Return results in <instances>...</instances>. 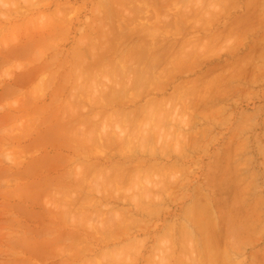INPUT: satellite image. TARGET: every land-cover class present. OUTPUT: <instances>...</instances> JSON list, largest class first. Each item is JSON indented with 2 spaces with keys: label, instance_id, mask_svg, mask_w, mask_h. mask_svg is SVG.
<instances>
[{
  "label": "rangeland",
  "instance_id": "rangeland-1",
  "mask_svg": "<svg viewBox=\"0 0 264 264\" xmlns=\"http://www.w3.org/2000/svg\"><path fill=\"white\" fill-rule=\"evenodd\" d=\"M5 1H7V4L6 2L0 4V264H264V0H260L262 3L259 0H165L164 3L162 0V3L164 5H161V0H157V3L156 0H147V3H144L146 2V0H33L34 3L32 2V0H30V2L32 3H27V0ZM40 1H44L46 3H40ZM148 1H150V3L152 2L155 7L151 4V6L149 5L151 8L150 9L148 6ZM14 2L18 3V5ZM102 2H104L103 4L106 3L107 6L103 5ZM130 2L133 3L131 4ZM186 2L187 6L189 5L188 7L190 8L184 7ZM10 3H12L14 6ZM21 3H23L24 5ZM47 3L49 5H47ZM124 3L126 4V6L124 5ZM127 3L129 4L127 5ZM247 3L248 7L246 6ZM19 4L22 7L19 6ZM96 4H98V6ZM99 4L102 5L100 6ZM118 4L120 7H118ZM259 4H262L261 7H259ZM11 5L13 7H11ZM131 5H133L132 8ZM179 5L183 6H180L179 9ZM253 5H255V7ZM18 6L19 10H16L18 9ZM113 6L115 10H113ZM128 6H130V8ZM172 6L173 8H171ZM27 7L29 8V12L28 10H26ZM124 7H127L130 10L127 8L125 9ZM134 7L138 11L140 9L145 10L142 14V10L141 12H138ZM122 8H124V10ZM133 8L138 13L135 12ZM166 8L168 9L166 10ZM152 10L156 15H158V17L154 13H152ZM163 10H165V12ZM168 10L171 12H169ZM9 11L10 13H8ZM57 11L59 12L57 13ZM188 11H193V13H189ZM161 12H163L164 14L162 15ZM18 13H21L22 15ZM145 13L147 16L144 17ZM160 13L161 15H159ZM173 13H175L174 16ZM179 13L182 15H180ZM139 15L141 16V19ZM170 16L173 20H171ZM182 16L185 18V20L184 18H181ZM151 17H154V19ZM174 17H176V19ZM188 17H190L191 19ZM193 17L195 19H193ZM155 18H157L158 20H155ZM106 21L109 23H107ZM115 21L116 23L114 24ZM165 21L167 22V25ZM172 21H175L176 24ZM132 22H134L133 26ZM89 23L94 24H91V26H89ZM127 23H129V25ZM171 23H173V26H171ZM137 24H139L140 27H138L139 25ZM174 24L176 25V28ZM100 26L102 27V31L100 30ZM144 26L146 27V29ZM143 29L145 31H143ZM153 29L157 30L156 33ZM174 30H178L179 32L177 31L176 33ZM134 32H136V34H134ZM116 33L118 34V36L114 35ZM158 33L160 35H158ZM119 34L121 36H119ZM131 35L133 36L132 39H130ZM213 36L217 39H214ZM81 38L82 40H79ZM138 38L140 39V41ZM85 39L86 41H83ZM116 39H119V41H117ZM190 39L192 42H190ZM111 40H113L114 43H112L113 41ZM146 40H148V42ZM155 41L156 43H154ZM29 42H32V44ZM193 42H197V45H195L196 43ZM201 42L206 46L204 47ZM190 43L193 45V48L188 49L192 46ZM209 44L212 46H210ZM182 45L186 46H184V50L186 49L185 53H187V55L184 53ZM198 45L200 47H198ZM172 47L174 48L172 49ZM206 47L210 48L209 50H212L209 51ZM31 48L33 51L31 50ZM115 48L119 51L115 50ZM187 49L188 52L189 50H191V53H188ZM194 49L195 51L197 49V52H194ZM74 50H77V53ZM79 50L83 52L79 53ZM136 50L137 52H134ZM142 50H144L145 52ZM174 50L176 51V56L174 55ZM131 51L133 52V54ZM141 51L143 52V55L141 54ZM181 51H183V53ZM204 51H208V53L207 55L204 53L205 55L203 59L202 54ZM198 52H201L202 54ZM74 53L76 57L73 56ZM144 53H146V55H144ZM82 54L85 55L83 56ZM126 54H129L127 55L128 57L126 56ZM140 54L146 59L149 57V60H145ZM100 55H103L104 57ZM193 55L194 57H192ZM131 57H133V59ZM171 57L174 60L177 59L175 60V63L174 61H169L168 58H170V60H173ZM179 57L180 59L182 58L180 61L178 60ZM188 58L191 60H188ZM141 59H143V62L146 63L144 64L142 61H140ZM83 60L84 62L82 65ZM182 60H186L188 62L185 63L186 61H184L182 63ZM46 61H50L51 63H47ZM167 61L172 66L166 63ZM189 61L191 62L189 63ZM140 62L147 68L148 66L146 64L148 62V65L150 67L153 66L151 68H148V70L150 69L149 73L147 72L148 70L145 66H139ZM176 62H178V64ZM97 64L98 66H96ZM167 66L172 67V71L168 67L170 70L168 69L167 72ZM92 68L94 71H91ZM119 68L121 69V71ZM138 69H140L141 71ZM162 69L163 72L164 70H166L165 73L161 71ZM87 70H89L90 72H88ZM39 71L41 72L39 73ZM83 71L90 73L93 77L90 74L89 76ZM139 71L141 74L143 73V80L142 78H139L142 76ZM171 72L173 74L169 75V73ZM82 73L84 74V76H82ZM130 73L132 74V76H135V74H137L136 76H139L137 78L136 76H133V79H136L135 82L134 80L133 82H130V78L132 77ZM32 74H34V76ZM95 74L98 77L95 76ZM121 74V77L124 78H120ZM146 74L147 76H145ZM149 74L153 75L148 76ZM162 74L165 75L163 76ZM216 74H219V76H217ZM85 75H87V81H85ZM154 75L159 79H156ZM198 76H201V78L199 79ZM145 77L149 78L147 79ZM164 77L166 80H164ZM53 78L55 79V81ZM114 78H118V80L122 82L123 80H126L123 82L124 84L121 82L119 84L117 83L119 81L117 79L115 80ZM219 78L221 80H218ZM113 79L117 88H121V84L124 85H122L124 87H122L123 90L122 88H119L115 91V89L113 88L114 83L112 87ZM167 79H169L170 81H168ZM209 79H215L214 81L217 84L213 82V80L211 81V83ZM52 80L54 81V83ZM106 80H108V82H106ZM139 80H146L145 82L141 81V85L144 86L140 85ZM151 80H153V82ZM194 80L197 81L194 83ZM198 80L203 82L199 83ZM88 81H91V83L89 84ZM126 81L128 82L127 85ZM103 82L107 83L106 86L108 84H110L111 86L108 85V87H106L105 83ZM146 82H149V84L146 85ZM47 83L49 86H51L52 84V86L49 87ZM135 83H137V85ZM155 83L157 84V86H155ZM182 83L187 84H185L186 86L183 85V90L181 89ZM206 83L208 84V86ZM130 84L134 85L136 88ZM99 85L102 89L100 91ZM91 86H94L93 88L95 91L93 90V88H90ZM131 86L135 88V90L132 89ZM148 86H150L151 89H149ZM194 86L201 89L199 90L196 88V92L195 88L192 90ZM111 87L113 88V90ZM187 87L188 89L190 88L189 91L187 90L188 92L186 91ZM143 88L145 90H143ZM124 89L127 90L125 91ZM137 89L139 92L137 91ZM175 89L176 93L174 92ZM129 90H133L130 91L133 95H131ZM53 91H55V93ZM191 91H194L193 94H196L194 95L195 98L193 95H191ZM84 92L85 94H83ZM108 92H111L115 96L109 93L112 96L110 97L109 94H106L108 97L105 101L111 103L113 97H115L113 98L114 100H117L115 101L116 103L112 101L113 103H111L110 106L108 102H106L107 105H104V99L106 97L105 93ZM118 92L123 95H121L120 93L119 95ZM184 92L189 97H193L189 98ZM207 92L208 98H202V101L200 96H206ZM86 93H88L89 96L86 95ZM95 93H100V95H96ZM211 93H213V98L211 96L212 99H209ZM94 94L96 95L97 99L99 98L98 100L95 99L96 97H90L95 96ZM169 94H171L172 98L174 99L172 100L171 98L172 103L171 101H169ZM176 94H178V96H175ZM182 94L185 96L183 97ZM53 95H55L56 97ZM186 97L189 98L188 102H186L188 99H186ZM101 98L103 99V102L101 101ZM159 98H162V101L159 100ZM192 98L193 100H191ZM94 100L98 102L99 106L95 103L94 105L92 104ZM163 100L168 102V104H166V102L164 103ZM178 100L180 102L176 103V101ZM198 100L201 102H199ZM57 102L58 104H56ZM153 102L155 103L154 105ZM189 102L191 105H189ZM101 103L102 105H100ZM147 103L149 104L151 109L149 106L145 105ZM173 103L175 104L174 106L176 107V109H174L175 107L173 106ZM140 104L142 105V107ZM166 105L169 109V112L165 108ZM145 106L147 107V109ZM160 108L163 109L160 110ZM164 109L167 111V113L166 111H164ZM97 110L98 113L100 111L99 114L95 112ZM124 110L125 112L123 113ZM135 110L137 113L135 112ZM115 112H117V114L118 112H120V117L119 115L112 114ZM170 112L174 113L172 114ZM154 113L158 115V117L156 115L155 116L159 118V121L154 116ZM159 113H164L163 120V115L161 116V118L159 116L161 114ZM122 114L124 115V117L122 116ZM125 114H127L128 118H126ZM171 114H175V117ZM98 115L100 118L97 117ZM128 115L130 116L131 120L134 119L132 121L133 126L134 124L139 125L133 127L137 132L133 131L132 127L129 126L131 124L130 122L128 123ZM148 115L149 117H147ZM166 115L167 117H165ZM85 116L87 118L91 117L92 119L88 118L91 121L88 120L87 122V118ZM114 116L116 118H114ZM152 116L154 123L153 120L150 119ZM78 117L83 119H78ZM93 118L97 119V123ZM111 118L114 120L119 118L116 121L117 123L119 122L118 124H122H115L114 122L116 121L110 120ZM121 118H124L123 122ZM136 118L138 120H136ZM147 118L150 121L152 120V122L146 121L148 120ZM164 120L165 123L163 122ZM76 121L77 123L74 124ZM79 122L80 125L78 124ZM94 122L97 128H95V125L93 126ZM98 122L100 123L98 124ZM155 122L158 125L155 124ZM87 123L90 124L87 125ZM111 123H114L113 127H110L112 126ZM142 123L148 125L144 126L145 124L143 125ZM185 123H187L188 125H186ZM70 124L74 126L76 125V128L72 126V129L70 130ZM149 125L151 126V128L148 127ZM153 125L157 131L155 130V128H153ZM165 125H167V127ZM86 126L88 128H86ZM119 126H121V128ZM128 126L129 128H127ZM141 126L147 127L150 130L153 128V130L149 131V129L145 128L148 130L147 131L143 127L141 128ZM108 127H110L108 129V132L110 133L106 131ZM115 127H119L120 130H122V127H125L123 129L124 131L126 130V132H122L124 133V136L126 137H124V139L126 140L123 139V136H120L122 138V142H120L118 138H116L119 136L118 134L120 132H117V134L115 131L120 130L118 128L116 129ZM81 128H85L88 130L86 131L85 129H82L81 131H78V129L80 130ZM101 128L102 130H100ZM139 128L141 129L139 130ZM110 129L111 131H114L113 135ZM91 130L94 132L102 131V136L105 135L103 134V132L106 131L107 133L105 136H110L109 138L112 139H110L109 142L111 143L109 144L111 145L113 143L111 146L116 145L118 148L116 146L111 147L110 145H108V141L105 145L104 143L106 139L102 140L104 141L102 142V144L99 139L106 138L104 136L100 137L98 135L100 137L99 139L97 138L99 140L98 143L97 141H95V137H93L96 134L94 132H91ZM127 130H129L130 133L127 132ZM141 130L148 133L146 134L143 132L145 134V136L143 137V134H141ZM178 130L182 133V135H184V138L181 137V134ZM83 131L85 132L83 133ZM132 131L135 132L136 137L133 133H131ZM160 131L162 133H159ZM138 132H140L141 136H139ZM167 132L172 136L168 135L169 137H165L164 139L167 140L165 141L162 138L165 134H167ZM175 132H177L178 135ZM82 133L84 134L85 138ZM115 133L117 134V136ZM136 133L138 134V138ZM173 133L175 136L177 135V138L173 135ZM66 134H73L71 135V137H74V139L70 138L69 135L68 137L71 139L69 140V138L65 136ZM148 134L150 136V139L148 138ZM189 134L192 137L189 138ZM91 136L93 138H91ZM185 136L188 137L186 138ZM82 137L83 140L81 142L80 139ZM142 137L145 138L143 139L145 141L141 140V143H147L146 147L143 144V147H145L144 152H142L143 147L139 142ZM151 137L154 138L152 141ZM157 137L159 138L160 143L157 141ZM178 137H180L181 139L179 138L180 140H178ZM109 138H107V140H109ZM128 138L129 140H132L128 141ZM168 138H170L171 140L174 139V141L172 142H174V144L176 145H174L173 143L169 144L168 141L170 139ZM191 138L193 139V141L191 140ZM187 139L189 142L187 141ZM182 140L185 142V144H182L184 143L182 142ZM94 141L96 142V146L93 144ZM147 141L150 142V144ZM156 141L158 143H156ZM176 141L178 142V144L176 143ZM194 141H196V143ZM162 142H165V146ZM192 142H194L193 145L197 146L193 147ZM62 143H64L65 145L69 144V148H65L67 145L65 146ZM97 143L99 144L98 146L100 148L97 146ZM179 143L181 145H179ZM61 144L65 147H62ZM151 144H153L152 146H155L152 147ZM70 145L72 147H70ZM160 145L161 147L168 146V149L164 147L160 149ZM177 145L183 148L181 149L179 147V149ZM76 146L79 147L77 148ZM105 146L111 147L112 150L109 147L104 148ZM73 147H76V149H74ZM70 148H73L74 150H70ZM125 148L127 150L129 149V154L128 151L125 150ZM154 148H156L157 151L154 150ZM163 149H165L166 151H163ZM79 150L81 151L79 152ZM114 150H116L118 153L115 154L116 151ZM133 150L135 152L132 153ZM152 150H154L155 152L153 151L152 153ZM161 150L164 153L161 152ZM134 153L137 154L134 155ZM102 154L105 157H102ZM106 155H109V158ZM112 155L116 156L113 157ZM140 159H142V161H140ZM80 161L88 166H85L81 162L83 165L81 167ZM137 161H139V163ZM149 161L152 162L154 166ZM131 162L134 163V166ZM118 163H123L122 165L124 167H127L128 169L126 168L127 170H122V168L124 167H122L121 165L119 166ZM114 164L117 165L114 166ZM128 164L131 165L129 166ZM118 166L120 168H118ZM145 166L147 168L148 166H150L149 168H151L152 171L151 169L147 171L148 169ZM86 167L88 171H85L87 172L86 176L85 173H83L85 176L84 178H86L84 179L80 174L82 173L80 170L83 169L82 171H84ZM90 167H92V170L90 169ZM99 167H102L103 172H100L101 169ZM110 167L112 168L109 170L108 168ZM133 167H136L138 169L135 168L134 170ZM139 167L141 168L139 169ZM153 167L157 169V171H154V173L153 170L156 169H154ZM160 167L163 169H160ZM104 168H107L108 171L107 169L105 171ZM218 168L220 169L218 170ZM71 169L75 175L72 173ZM159 169L164 171L162 172ZM125 170L126 172H124ZM137 170L138 173L136 174ZM133 171L136 172L133 174ZM146 172H152V174L149 175V173L147 175ZM122 173H126L129 178H127L126 174ZM89 174L92 179L89 177ZM91 174L94 176H91ZM100 174L103 177H99ZM114 174L117 175L114 176ZM131 174L132 176H134L132 177ZM139 174H141L143 177ZM145 174L146 176H144ZM71 175L73 178L71 177ZM105 175L107 176V178H111L110 181L106 178ZM170 175H172V177ZM173 175H175L176 178ZM136 176L143 178L141 180V183L143 185L139 182L141 178H139L138 180ZM216 176L218 178H215ZM69 177H71L73 180ZM74 177H77V181H80L81 178V181H75L76 179H74ZM120 177L122 178L120 179ZM146 177L148 181H145ZM154 177L158 182L154 180ZM103 179L105 180L102 181ZM118 179H120L121 181H118ZM150 179H152L151 182L149 181ZM176 179H179L178 181L180 183ZM85 180H88L87 183H91V185L89 186V184H87ZM95 180L99 181H96V183ZM106 180L109 182V184L105 182ZM131 180L134 181L133 187L136 186L134 188L135 190L132 187ZM171 180L174 183L177 181V187L175 185L176 183H170ZM111 181L112 183H110ZM121 182L122 184H125L122 185L123 187L121 186L120 189L119 186ZM137 182H139V186L137 184L135 185V183ZM145 182L147 186H145ZM156 182L158 184H160L161 182L163 184L164 182V186H162V184L158 185ZM105 183L107 185H104ZM148 183L150 185H148ZM153 183L155 184V187H153L154 190L151 192ZM96 184H99L100 187H98L99 185ZM76 185H78L79 187ZM84 185L86 188L84 187ZM87 185L90 188H88ZM93 185L95 187L91 189ZM101 185L108 187L107 189H104V187ZM166 185L167 187H165ZM140 186L142 187L139 188ZM136 188H139V190ZM161 188H163V191L161 190ZM87 189L89 191H87ZM143 189H146V191L143 192ZM105 190L107 192L109 190L110 192L108 193L110 195L105 194ZM98 192L103 193L99 195ZM114 192L118 197L114 195ZM148 192H151V194L149 195ZM90 194L91 199H94L92 200L93 202L88 201L90 199ZM103 194L107 195V197ZM87 195L89 196L87 197ZM138 195L140 196V198ZM54 197L55 199H53ZM71 197H75L76 199L74 198L73 200ZM78 197H80L79 200ZM134 197H137L136 201L134 199L135 204L133 203L134 201H131ZM138 198L140 199V201L143 200L142 203H140L142 205L144 203L143 206H146L147 208H144L142 206L139 207L141 204H139ZM149 198L151 200L150 202L148 201ZM238 198H240V200ZM63 199L64 202L66 201V204L68 202L67 208L69 211L71 210L70 212L66 210V204L63 202ZM69 199L72 201H70ZM159 199H161V202H158ZM80 201L84 202V204H82ZM86 201H88V203ZM155 201H157L156 204L154 203ZM152 202L155 204V206ZM194 202H196L197 204H195ZM60 203L62 204V209ZM73 203L75 204L73 205ZM92 204L96 207H90ZM136 204L139 205V210L137 209V206L134 207V205ZM145 204L149 205L147 206ZM190 204L192 205V208H190ZM70 205H72V209L70 208ZM82 205L84 207H88L84 208ZM185 205L188 207H186ZM202 205L205 211H201L203 210ZM64 207L66 210V214L63 211ZM151 207L154 208L152 209ZM200 207L202 209H200ZM77 208H80L78 209L80 211H78ZM144 209L146 212L148 211L149 214L145 213V211L142 212V210ZM188 210L192 212L190 213V215H188ZM197 210L199 211V213ZM74 211L76 215L72 214L74 213ZM117 211L120 212V214ZM62 212L64 213V215ZM96 212L99 214H97ZM87 213L89 214V216ZM184 213L187 215H185ZM115 214L118 216V218L117 216L115 218ZM199 214H201L202 217H200L201 215ZM105 215L111 218L114 217L112 219L116 220L117 222H113L110 218V220L108 221ZM71 216H73V218ZM75 216H77V219L74 218ZM197 216L201 219L197 218ZM81 217L82 220H80ZM189 217L193 218H191L190 220ZM242 217L244 220L242 219ZM122 218L125 221H123ZM246 218L248 220H246ZM117 219H120L122 222ZM94 220L96 224H94ZM194 220L200 221L196 223ZM102 222H104L103 225L101 224ZM108 222L110 225H108ZM173 222H175V224ZM182 222L184 223L183 225L185 227L181 228L180 226H183ZM171 223L174 224V226ZM186 223H188V228ZM168 225H170V227ZM95 226H97L99 229H97V227ZM110 226H112L114 230ZM229 226H232V230H230ZM104 227L105 230H103ZM110 228L111 232L109 230ZM180 228L181 230H179ZM199 228L203 229L204 231ZM169 230L171 231L169 232ZM173 230L175 232V235L174 232L173 234H171ZM164 231L166 234L164 233ZM180 231H183L184 233H181ZM162 235H164V240ZM197 236H199V238ZM208 257L209 259H207Z\"/></svg>",
  "mask_w": 264,
  "mask_h": 264
},
{
  "label": "bare ground",
  "instance_id": "bare-ground-1",
  "mask_svg": "<svg viewBox=\"0 0 264 264\" xmlns=\"http://www.w3.org/2000/svg\"><path fill=\"white\" fill-rule=\"evenodd\" d=\"M24 1H25V0H24ZM24 1H23V2H24ZM46 1H47V0H46ZM127 1H128V0H127ZM144 1H145V0H144ZM164 1H165V0H163V2H164ZM167 1H169V0H167ZM183 1H185V0H183ZM186 1H187V0H186ZM252 1H253V0H252ZM259 1H260V0H259ZM259 1H258V3H259ZM262 1H263V0H262ZM5 2H6V4H7V1H5V0H0V4L5 3ZM15 2H16V1H15ZM15 2H14V3H15ZM18 2H19V1H18ZM26 2H27V3H32L33 0H32V2H30V0H29V2H28V0H27ZM42 2H44V1H42ZM42 2L40 1V3H42ZM48 2H50V1H48ZM99 2H100V1H99ZM106 2H107V1H106ZM119 2H120V1H119ZM124 2H125V1H124ZM260 2H261V1H260ZM8 3H9V2H8ZM33 3H34V2H33ZM44 3H46V2H44ZM103 3H104V2H102V4H103ZM116 3H117V1H116ZM116 3H115V4H116ZM130 3H131V2H130ZM132 3H133V2H132ZM132 3H131V4H132ZM144 3H147V0H146V2H144ZM149 3H150V1H148V6H149V5L151 6V4H152V6H154L152 2H151L150 4H149ZM156 3H157V0H156ZM161 3H162V0H161ZM164 3H165V2H164ZM170 3H171V2H170ZM182 3H183V2H182ZM251 3H253V2H251ZM261 3H262V2H261ZM10 4H12V3H10ZM15 4L18 5V3H15ZM21 4H23V3H21ZM25 4H26V3H25ZM36 4H39V3H36ZM102 4H99V5L101 6ZM128 4H129V3H127V5H128ZM135 4H136V3H135ZM12 5H13V4H12ZM12 5H11V7L14 6V5H13V6H12ZM23 5H24V4H23ZM31 5H32V4H31ZM33 5H34V4H33ZM45 5H46V4H45ZM47 5H49V4L47 3ZM96 5L98 6V4H96ZM103 5H106V3L103 4ZM116 5H117V4H116ZM122 5H123V2H122ZM124 5L126 6L125 3H124ZM144 5H145V4H144ZM156 5H157V4H156ZM161 5H164V4L162 3ZM174 5H175V4H174ZM174 5H173V6H174ZM176 5H177V4H176ZM256 5H257V4H256ZM259 5H260L259 7H261L262 4H259ZM15 6H16V5H15ZM19 6H21V5L19 4ZM19 6H18V9H16V8H15V9H16V10H19ZM25 6H26V5H25ZM97 6H95V7H97ZM106 6H107V5H106ZM136 6H137V5H136ZM136 6H135V7H136ZM145 6H146V5H145ZM150 6H149V8H150ZM173 6H172L171 8H173ZM180 6H183V5H179V9H180ZM188 6H189V5H188ZM188 6H187V2H186V4H185L184 7H188ZM246 6L248 7V3H247ZM253 6L255 7V5H253ZM16 7H17V6H16ZM21 7H22V6H21ZM28 7H29V6H28ZM28 7H27L26 10H28V12H29V8H28ZM30 7H31V6H30ZM102 7H103V6H102ZM118 7H120L119 4H118ZM121 7H122V6H121ZM128 7L130 8V6H128ZM132 7H133V5H131V8H132ZM135 7H134V8H135ZM138 7H139V5H138ZM142 7H143V6H142ZM154 7H155V6H154ZM175 7H177V6H175ZM6 8H7V7H6ZM24 8H25V7H24ZM103 8H104V7H103ZM108 8H109V7H108ZM112 8H113V10H115V9H114V6H113ZM124 8L126 9L127 7H124ZM124 8H122V9L124 10ZM129 8H127V9H129ZM134 8H133V10H135L137 7H136L135 9H134ZM152 8H153V7H152ZM188 8H190V7H188ZM15 9H14V10H15ZM139 9H140V8H139ZM150 9H151V8H150ZM167 9H168V8H166V10H167ZM186 9H187V8H186ZM256 9H257V8H256ZM23 10H24V9H23ZM31 10H32V8H31ZM31 10H30V11H31ZM101 10H102V8H101ZM111 10H112V9H111ZM123 10H122V11H123ZM129 10H130V9H129ZM136 10H137V9H136ZM136 10H135V12L138 11V10H137V11H136ZM141 10H142V14H143V12H144L145 9H144V10H143V9H140L139 11L141 12ZM147 10H148V8H147ZM171 10H172V9H171ZM175 10H176V9H175ZM181 10H182V8H181ZM11 11H12V9H11ZM21 11H22V10H21ZM21 11H19V12H21ZM33 11H34V10H33ZM55 11H56V10H55ZM122 11H118V12H122ZM139 11H138V12H139ZM150 11H151V10H150ZM163 11L165 12V10H163ZM168 11H169V10H168ZM177 11H178V9H177ZM259 11H260V10H259ZM259 11H258V12H259ZM14 12H15V11H14ZM26 12H27V11H26ZM31 12H32V11H31ZM58 12H59V11H57V13H58ZM99 12H100V11H99ZM104 12H105V11H104ZM110 12H112V11H110ZM114 12H115V11H114ZM135 12H134V13H135ZM138 12H137V13H138ZM146 12H147V11H146ZM156 12H157V11H156ZM169 12H171V11H169ZM169 12H168V13H169ZM188 12H189V11H188ZM191 12L193 13V11H190L189 13H191ZM253 12H254V11H253ZM8 13H10V11H9ZM12 13H13V12H12ZM22 13H23V12H22ZM24 13H25V12H24ZM51 13H52V12H51ZM137 13H136V14H137ZM152 13H154L153 10H152ZM161 13H162V15L164 14L163 12H161ZM161 13H160L159 15H161ZM168 13H167V15H168ZM182 13H183V12H182ZM185 13H186V10H185ZM15 14H16V13H15ZM18 14L22 15L21 13H18ZM18 14H17V15H18ZM54 14H56V13H54ZM122 14H123V13H122ZM130 14H131V13H130ZM142 14H141V15H142ZM150 14H151V13H150ZM154 14H155V13H154ZM154 14H153V15H154ZM174 14H175V13H173V16H174ZM179 14H180V13H179ZM2 15H3V14H2ZM104 15H105V14H104ZM124 15H125V14H124ZM126 15H127V14H126ZM148 15H149V14H148ZM151 15H152V14H151ZM151 15H150V16H151ZM155 15H156V14H155ZM155 15H154V16H155ZM180 15H182V14H180ZM190 15H191V14H190ZM110 16H111V15H110ZM122 16H123V15H122ZM129 16H130V15H129ZM139 16H140V15H139ZM145 16H147L146 13H145L144 17H145ZM156 16L158 17V15H156ZM156 16H155V17H156ZM165 16H166V13H165ZM216 16H217V15H216ZM114 17H115V15H114ZM125 17H126V16H125ZM125 17H124V18H125ZM185 17H186V16H185ZM106 18H107V17H106ZM110 18H111V17H110ZM124 18H123V19H124ZM128 18H130V17H128ZM131 18H132V17H131ZM151 18L154 19V17H151ZM164 18H165V17H164ZM167 18H168V16H167ZM170 18H171V16H170ZM174 18L176 19V17H174ZM181 18H184V17L182 16ZM188 18H190V17H188ZM191 18H192V16H191ZM191 18H190V19H191ZM196 18H197V17H196ZM100 19H101V18H100ZM102 19H103V18H102ZM108 19H109V18H108ZM119 19H120V18H119ZM140 19H141V16H140ZM142 19H143V18H142ZM147 19H148V18H147ZM156 19H157V18H155V20H156ZM178 19H179V18H178ZM193 19H195V18L193 17ZM106 20H107V19H106ZM114 20H115V19H114ZM114 20H113V21H114ZM127 20H128V19H127ZM131 20H132V19H131ZM131 20H129V21H131ZM137 20H138V19H137ZM137 20H136V21H137ZM145 20H146V19H145ZM145 20H144V21H145ZM157 20H158V19H157ZM164 20H165V19H164ZM169 20H170V19H169ZM171 20H173V19L171 18ZM184 20H185V18H184ZM214 20H215V19H214ZM217 20H218V18H217ZM5 21H6V19H5ZM99 21H100V20H99ZM138 21H139V20H138ZM151 21H152V20H151ZM151 21H149V22H151ZM161 21H162V20H161ZM161 21H160V24H161ZM166 21H167V20H166ZM166 21H165V22H166ZM191 21H192V20H191ZM238 21H240V20H238ZM102 22H103V21H102ZM106 22H107V21H106ZM110 22H111V21H110ZM139 22H140V21H139ZM153 22H154V21H153ZM168 22H169V21H168ZM172 22L175 23V21H172ZM214 22H215V21H214ZM252 22H253V21H252ZM94 23H95V22H94ZM94 23H93V24H94ZM99 23H100V22H99ZM99 23H98V24H99ZM103 23H104V22H103ZM107 23H109V22H107ZM107 23H106V24H107ZM115 23H116V21L114 22V24H115ZM133 23H134V22H132V26H133ZM135 23H136V22H135ZM143 23H144V22H143ZM157 23H158V21H157ZM191 23H192V22H191ZM91 24H92V23H91ZM91 24L89 23V26H91ZM93 24H92V25H93ZM100 24H101V23H100ZM106 24H105V25H106ZM111 24H112V23H111ZM114 24H113V25H114ZM127 24L129 25V23H127ZM148 24H149V23H148ZM153 24H154V23H153ZM168 24H169V23H168ZM172 24H173V23H171V26H173ZM175 24H176V23H175ZM175 24H174V25H175ZM113 25H111V26H113ZM130 25H131V24H130ZM137 25H139V24H137ZM142 25H145V24H142ZM166 25H167V22H166ZM177 25H178V24H177ZM181 25H182V24H181ZM187 25H188V23H187ZM47 26H48V25H47ZM102 26H103V25H102ZM147 26H148V25H147ZM150 26H151V25H150ZM153 26H154V25H153ZM159 26H160V25H159ZM162 26H163V24H162ZM233 26H234V24H233ZM235 26H236V25H235ZM114 27H115V26H114ZM117 27H118V26H117ZM127 27H128V26H127ZM127 27H126V28H127ZM138 27H140V25H139ZM144 27H145V26H144ZM157 27H158V24H157ZM157 27H156V28H157ZM165 27H166V26H165ZM167 27H168V26H167ZM169 27H170V25H169ZM237 27H238V26H237ZM101 28H102V27L100 26V30H101ZM126 28H125V29H126ZM128 28H130V27H128ZM141 28H142V26H141ZM175 28H176V25H175ZM175 28H174V29H175ZM226 28H227V27H226ZM242 28H243V27H242ZM42 29H43V28H42ZM115 29H117V28H115ZM130 29H131V28H130ZM135 29H136V28H135ZM145 29H146V27H145ZM166 29H167V28H166ZM170 29H171V28H170ZM178 29H179V28H178ZM224 29H225V28H224ZM148 30H149V29H148ZM153 30H154V29H153ZM180 30H181V29H180ZM238 30H239V28H238ZM101 31H102V30H101ZM115 31H117V30H115ZM126 31H127V30H126ZM137 31H139V30H137ZM141 31H142V29H141ZM143 31H145V30L143 29ZM150 31H151V30H150ZM154 31H155V33H156L157 30H154ZM174 31H175V30H174ZM177 31H178V30H177ZM177 31H175V32L177 33ZM220 31H221V30H220ZM120 32H121V31H120ZM178 32H179V31H178ZM232 32H233V31H232ZM111 33H112V32H111ZM114 33H115V32H114ZM148 33H149V32H148ZM234 33H235V32H234ZM112 34H113V33H112ZM125 34H126V33H125ZM132 34H133V33H132ZM134 34H136V32H134ZM134 34H133V35H134ZM141 34H142V32H141ZM114 35L118 36L117 33L114 34ZM158 35H160V34L158 33ZM221 35H222V34H221ZM116 36H115V37H116ZM119 36H121V35L119 34ZM127 36H128V35H127ZM226 36H228V35H226ZM229 36H230V33H229ZM122 37H123V36H122ZM129 37H130V36H129ZM129 37H127V38H129ZM144 37H145V36H144ZM209 37H210V36H209ZM209 37H206V38H209ZM213 37H214V36H213ZM223 37H224V35H223ZM113 38H114V36H113ZM127 38H126V39H127ZM132 38H133V36L131 35V38H130V39H132ZM145 38H146V37H145ZM220 38H221V37H220ZM220 38H219V40H220ZM225 38H226V37H225ZM105 39H106V38H105ZM111 39H112V38H111ZM119 39H120V38H119ZM119 39H116V40L119 41ZM123 39H125V38H123ZM138 39H139V38H138ZM142 39H143V38H142ZM153 39H154V37H153ZM214 39H217V38L214 37ZM214 39H213V41H214ZM35 40H36V39H35ZM79 40H82V38L79 39ZM114 40H115V39H114ZM148 40H149V39H148ZM148 40H146V41L148 42ZM150 40H151V39H150ZM208 40H209V39H208ZM83 41H86V39L83 40ZM111 41H113V40H111ZM134 41H136V40H134ZM139 41H140V39H139ZM186 41H187V40H186ZM193 41H194V40H193ZM198 41H199V40H198ZM204 41H205V40H204ZM206 41H207V40H206ZM217 41H218V40H217ZM217 41H216V42H217ZM41 42H42V41H41ZM80 42H81V41H80ZM147 42H146V43H147ZM149 42H150V41H149ZM170 42H171V41H170ZM172 42H173V41H172ZM188 42H189V41H188ZM188 42H187V43H188ZM190 42H192L191 39H190ZM216 42H214V43H216ZM29 43L32 44V42H29ZM112 43H114V41H113ZM115 43H116V42H115ZM134 43H135V42H134ZM152 43H153V42H152ZM152 43H151V44H152ZM154 43H156V41H155ZM174 43H175V42H174ZM193 43H196L195 45H197V42H193ZM201 43H202V42H201ZM205 43H206V42H205ZM209 43H210V41H209ZM212 43H213V42H212ZM137 44H138V43H137ZM176 44H177V43H176ZM190 44H191V43H190ZM198 44H199V42H198ZM202 44L204 45V43H202ZM153 45H154V44H153ZM169 45H170V44H169ZM177 45H178V44H177ZM188 45H189V44H188ZM191 45H192V44H191ZM191 45H190V46H191ZM209 45H210V44H209ZM137 46H138V45H137ZM141 46H142V45H141ZM149 46H150V45H149ZM182 46H183V45H182ZM184 46H185V45H184ZM184 46H183V50H184ZM201 46H202V45H201ZM205 46H206V45H204V47H205ZM207 46H208V45H207ZM210 46H212V45H210ZM79 47H80V46H79ZM144 47H145V46H144ZM179 47H181V46H179ZM185 47H186V46H185ZM188 47H189V46H188ZM194 47H195V46H194ZM198 47H200V46L198 45ZM198 47H197V48H198ZM23 48H24V47H23ZM147 48H148V45H147ZM149 48H150V47H149ZM173 48H174V47H172V49H173ZM191 48H193V45H192L191 47H189L188 49H191ZM201 48H202V47H201ZM206 48H208V47H206ZM27 49H28V48H27ZM33 49H34V48H33ZM129 49H130V48H129ZM143 49H144V48H143ZM188 49H187V52H188ZM209 49H210V48H208V50H209ZM31 50H32V48H31ZM37 50H38V49H37ZM81 50H82V49H81ZM81 50H79L78 52H79V53H80V52H83V51H81ZM115 50H117V49L115 48ZM123 50H124V49H123ZM145 50H146V48H145ZM151 50H152V49H151ZM185 50H186V49H185ZM185 50H184V53H185ZM205 50H206V49H205ZM211 50H212V49H211ZM211 50H209V51H211ZM32 51H33V50H32ZM34 51H35V50H34ZM74 51H76V53H77V50H74ZM92 51H93V50H92ZM108 51H109V50H108ZM117 51H119V50H117ZM127 51H128V50H127ZM127 51H126V52H127ZM142 51H144V50H142ZM142 51H141V52H142ZM179 51H180V50H179ZM199 51H200V50H199ZM131 52H132V51H131ZM134 52H137V50L134 51ZM144 52H145V51H144ZM151 52H152V51H151ZM169 52H170V50H169ZM175 52H176V51L174 50V55H175ZM181 52L183 53V51H181ZM189 52L191 53V50H189ZM189 52H188V53H189ZM194 52H197V49H196V51H195V49H194ZM128 53H129V52H128ZM139 53H140V52H139ZM171 53H172V52H171ZM198 53L202 54L201 52H198ZM198 53H197V54H198ZM204 53L207 55L208 51H204V52H203V54H202V55H203V59H204V55H205ZM210 53H211V52H210ZM28 54H29V53H28ZM92 54H93V53H92ZM122 54H123V53H122ZM132 54H133V52H132ZM141 54L143 55V52H142ZM141 54H140V55H141ZM149 54H150V53H149ZM149 54H148V55H149ZM155 54H156V53H155ZM158 54H159V53H158ZM179 54H180V53H179ZM185 54L187 55V53H185ZM185 54H184V58H185ZM192 54H193V53H192ZM194 54H195V53H194ZM25 55H26V54H25ZM82 55L84 56L85 54H82ZM88 55H89V54H88ZM88 55H87V56H88ZM103 55H104V54H103ZM103 55H100V56H103ZM105 55H106V54H105ZM127 55H129V54H126V56H127ZM130 55H131V53H130ZM137 55H138V54H137ZM142 55H141V56H142ZM144 55H146V53H144ZM148 55H147V57H148ZM181 55H182V54H181ZM73 56L76 57L75 53H74ZM80 56H81V55H80ZM111 56H112V55H111ZM124 56H125V55H124ZM149 56H150V55H149ZM153 56H154V54H153ZM170 56H171V55H170ZM175 56H176V55H175ZM175 56H174V57H175ZM81 57H82V56H81ZM88 57H89V56H88ZM103 57H104V56H103ZM127 57H128V56H127ZM133 57H134V56H133ZM133 57H131V58L133 59ZM142 57H143V56H142ZM165 57H167V56H165ZM192 57H194V55H193ZM192 57H190V58H192ZM206 57H207V56H206ZM77 58H79V57H77ZM85 58H86V57H85ZM118 58H119V57H118ZM122 58H123V57H122ZM129 58H130V57H129ZM137 58H138V56H137ZM143 58H144V57H143ZM148 58H149V57H148ZM148 58H147V59H148ZM150 58H151V56H150ZM171 58H172V57H171ZM182 58H183V56H182ZM182 58H181V59H182ZM200 58H201V57H200ZM200 58H199V60H200ZM243 58H244V57H243ZM73 59H74V58H73ZM125 59H126V58H125ZM125 59H124V60H125ZM127 59H128V58H127ZM139 59H140V58H139ZM144 59L147 60L146 58H144ZM151 59H152V58H151ZM168 59H169L170 62H173V61H174V63H175V60H177V59L174 60L173 58H172L173 60H170V58H168ZM181 59H180V57H179L178 60L180 61ZM76 60H77V59H76ZM79 60H80V59H79ZM95 60H96V59H95ZM95 60H94V61H95ZM111 60H112V59H111ZM135 60H137V59H135ZM148 60H149V59H148ZM165 60H166V59H165ZM165 60H164V62H165ZM186 60H187V59H186ZM186 60H184V61H186ZM188 60H191V59L188 58ZM80 61H81V60H80ZM94 61H93V62H94ZM132 61H133V60H132ZM140 61L143 62V59H141ZM150 61H151V60H150ZM184 61L182 60V63H183ZM46 62H47V63H48V62L51 63L50 61H46ZM83 62H84V60L82 61V65H83ZM108 62H109V61H108ZM119 62H120V61H119ZM126 62H127V61H126ZM126 62H125V64H126ZM138 62H139V61H138ZM164 62H163V63H164ZM187 62H188V61H186L185 63H187ZM190 62H191V61H189V63H190ZM47 63H46V64H47ZM76 63H77V62H76ZM101 63H102V62H101ZM111 63H112V62H111ZM130 63H131V62H130ZM143 63H144V62H143ZM145 63H146V62H145ZM145 63H144V64H145ZM148 63H149V62H148ZM148 63H147L146 65H147L148 68H149L150 66L148 65ZM152 63H153V62H152ZM163 63H162V64H163ZM166 63H168V61H167ZM176 63L178 64V62H176ZM44 64H45V63H44ZM77 64H78V63H77ZM77 64H76V65H77ZM153 64H154V63H153ZM168 64H169V63H168ZM172 64H173V63H172ZM88 65H90V64H88ZM101 65H102V64H101ZM133 65H134V64H133ZM136 65H137V64H136ZM136 65H135V66H136ZM141 65H142V64H141V62H140L139 66L141 67ZM150 65H151V64H150ZM163 65H164V64H163ZM169 65L172 66L171 64H169ZM188 65H189V64H188ZM35 66H36V65H35ZM78 66H80V65H78ZM96 66H98V64H97ZM123 66H124V65H123ZM123 66H122V67H123ZM126 66H127V65H126ZM126 66H125V67H126ZM142 66H145V65H142ZM161 66H162V65H161ZM228 66H229V65H228ZM38 67H39V66H38ZM131 67H132V66H131ZM145 67H146V66H145ZM151 67H153V66H151ZM151 67H150V68H151ZM168 67H169V66H167V72H168V69H169V68H170L171 71H172V67H169V68H168ZM187 67H188V66H187ZM79 68H81V67H79ZM88 68H89V67H88ZM95 68H97V67H95ZM101 68H102V67H101ZM133 68H134V67H133ZM133 68H132V69H133ZM143 68H144V67H143ZM143 68H142V69H143ZM146 68H147V67H146ZM146 68H145V70H146ZM148 68H147V70H148ZM161 68H163V67H161ZM176 68H177V67H176ZM43 69H44V68H43ZM103 69H104V68H103ZM119 69H120V68H119ZM129 69H131V68H129ZM159 69H160V68H159ZM165 69H166V68H165ZM170 69H169V70H170ZM177 69H178V68H177ZM33 70H34V69H33ZM95 70H96V69H95ZM106 70H107V69H106ZM122 70H123V69H122ZM138 70H140V69H138ZM145 70H143V71H145ZM186 70H187V69H186ZM41 71H43V70H41ZM41 71H39V73H40ZM87 71L90 72L89 70H87ZM91 71H94L93 68L91 69ZM100 71H101V70H100ZM100 71H99V72H100ZM120 71H121V69H120ZM125 71H126V70H125ZM140 71H141V70H140ZM140 71H139V73H140ZM152 71H153V70H152ZM156 71H157V69H156ZM156 71H155V72H156ZM161 71L163 72V69H162ZM161 71H160V73H161ZM165 71H166V70H164L163 73H165ZM173 71H174V70H173ZM176 71H177V70H176ZM220 71H221V68H220ZM220 71H219V72H220ZM83 72H84V73H87L86 71H83ZM97 72H98V71H97ZM122 72H123V71H122ZM127 72H128V71H127ZM132 72H133V71H132ZM147 72L149 73V72H150V69H149ZM147 72H145V73H147ZM155 72H154V73H155ZM212 72H213V71H212ZM37 73H38V72H37ZM95 73H96V71H95ZM101 73H102V72H101ZM124 73H125V72H124ZM136 73H137V70H136ZM139 73H138V74H139ZM145 73H144V74H145ZM151 73H153V72H151ZM160 73H158V74H160ZM175 73H176V72H175ZM179 73H180V72H179ZM82 74H83V73H82ZM87 74L89 75L90 73H87ZM116 74H117V73H116ZM130 74H131V73H130ZM140 74H141V73H140ZM156 74H157V73H156ZM156 74H155V75H156ZM170 74L172 75L173 73L171 72V73H169V75H170ZM205 74H206V73H205ZM220 74H221V73H220ZM29 75H30V74H29ZM32 75L34 76V74H32ZM90 75H91V74H90ZM90 75H89V76H90ZM93 75H94V74H93ZM102 75H103V74H102ZM109 75H110V74H109ZM112 75H113V72H112ZM136 75H137V74H135V76H136ZM141 75H142L141 77L136 76V78H137V77H139V78L144 77V76H143V73H142ZM150 75H153V74H149L148 76H150ZM155 75H154V77H155ZM162 75L164 76L165 74H162ZM162 75H161V76H162ZM167 75H168V73H167ZM175 75H177V74H175ZM207 75H208V74H207ZM216 75L219 76V74H216ZM37 76H38V75H37ZM78 76H79V75H78ZM80 76H81V75H80ZM82 76H84V74H83ZM86 76H87V75H85V81H87V80H86V79H87ZM91 76H92V75H91ZM95 76H97V75L95 74ZM121 76H122V74L120 75V78H124V77H121ZM124 76H125V75H124ZM129 76H130V75H129ZM131 76H132V74H131ZM131 76H130V77H131ZM133 76H134V75H133ZM133 76L131 77L132 80H131V78H130V82H131V81L133 82V80H134L133 78L135 77V76H134V77H133ZM145 76H147V74H146ZM201 76H203V75H201ZM201 76H198L199 79L201 78ZM222 76H223V75H222ZM92 77H93V76H92ZM92 77H91V79H92ZM97 77H98V76H97ZM113 77H114V76H113ZM115 77H117V76H115ZM126 77H127V76H126ZM126 77H125V78H126ZM154 77H153V78H154ZM168 77H169V76H168ZM214 77H215V76H214ZM34 78H35V77H34ZM88 78H89V77H88ZM102 78H103V77H102ZM105 78H108V77H105ZM127 78H128V77H127ZM127 78H126V79H127ZM145 78L148 79L149 77H145ZM151 78H152V77H151ZM155 78H156V77H155ZM166 78H167V76H166ZM211 78H213V77H211ZM215 78H216V77H215ZM221 78H222V77H221ZM32 79H33V78H32ZM32 79H31V80H32ZM53 79H54V78H53ZM78 79H79V77H78ZM83 79H84V78H83ZM91 79H90V80H91ZM110 79H111V78H110ZM114 79H115V78H114ZM114 79H113V81L111 80V81H112V87H113ZM116 79L118 80V78H116ZM116 79H115V80H116ZM126 79H125V80H126ZM143 79H144V78H142V80H143ZM156 79H159V78H156ZM160 79H163V78H160ZM29 80H30V79H29ZM81 80H82V78H81ZM125 80H123V82H124ZM128 80H129V79H128ZM128 80H127V81H128ZM142 80H141V81H142ZM149 80H150V79H149ZM149 80H147V81H149ZM164 80H166L165 77H164ZM167 80L170 81L169 79H167ZM212 80H213V79H212ZM212 80L209 79L210 82H211ZM214 80H215V79H214ZM214 80H213V82H215ZM218 80H221V79L219 78ZM218 80H217V81H218ZM223 80H224V79H223ZM48 81H49V80H48ZM52 81H53V80H52ZM54 81H55V79H54ZM54 81H53V83H54ZM79 81H80V80H79ZM79 81H78V82H79ZM118 81H119V80H118ZM127 81H126V85H127V83L129 82V81H128V82H127ZM135 81H136V79L134 80V82H135ZM141 81L139 80L140 85H141ZM145 81H146V80H144V81H142V82H145ZM151 81L153 82V80H151ZM151 81H150V82H151ZM156 81H157V80H156ZM168 81H167V82H168ZM196 81H197V80H196ZM196 81L194 80V83H195ZM206 81H207V80H206ZM209 81H208V82H209ZM224 81H225V80H224ZM92 82H93V81H92ZM97 82H98V81H97ZM106 82H108V80H106ZM106 82H103V83H105V86H106V84H107ZM120 82L123 83L122 81H119V82H117V83L120 84ZM139 82H138V85H139ZM152 82H151V83H152ZM182 82H183V81H182ZM192 82H193V81H192ZM198 82L200 83V82H203V81H199V80H198ZM222 82H223V81H222ZM50 83H51V82H50ZM85 83H86V82H85ZM88 83L90 84L91 81H90V82L88 81ZM103 83H101V84H103ZM156 83H157V82H156ZM156 83H155V86H157ZM187 83H188V82H187ZM204 83H205V82H204ZM211 83H212V82H211ZM215 83H216V82H215ZM219 83H220V81H219ZM82 84H83V83H82ZM89 84H88V85H89ZM123 84H124V83H123ZM123 84H121V88L124 86ZM135 84L137 85V83H135ZM144 84H145V83H144ZM147 84H149V82H148V83L146 82V85H147ZM163 84H164V83H163ZM178 84H179V83H178ZM185 84H186V83H185ZM185 84L182 83V88H181L182 90H183V88H184L183 85H185ZM206 84H207V83H206ZM213 84H214V83H213ZM213 84H212V85H213ZM216 84H217V83H216ZM47 85H48V83H47ZM54 85H55V84H54ZM75 85H76V84H75ZM78 85H79V83H78ZM84 85H85V84H84ZM108 85H110V84H108ZM108 85H107L106 87H108ZM117 85H118V84H117ZM122 85H123V86H122ZM130 85H132V84H130ZM146 85H145V86H146ZM150 85H151V84H150ZM164 85H165V84H164ZM186 85H187V84H186ZM186 85H185V86H186ZM197 85H198V84H197ZM201 85H202V84H201ZM210 85H211V84H210ZM48 86H49V85H48ZM51 86H52V84H51ZM51 86H49V87H51ZM81 86H82V85H81ZM94 86H95V85H94ZM94 86H93V87H94ZM99 86H100V85H99ZM110 86H111V85H110ZM115 86H116V85H115V83H114V87H113V88L115 89V91H116V89H119V88H120V87L117 88V86H116V87H115ZM119 86H120V85H119ZM132 86H134V85H132ZM132 86H131V87H132ZM141 86H144V85H141ZM153 86H154V84H153ZM190 86H191V85H190ZM195 86H196V85H195ZM195 86L192 88V90L195 88V91L197 92V90H196L197 87H195ZM198 86H199V85H198ZM205 86H206V85H205ZM207 86H208V84H207ZM93 87L91 86L90 88H93ZM96 87H97V86H96ZM112 87H111V88H112ZM131 87H127V88H131ZM134 87H135V86H134ZM137 87H138V86H137ZM139 87H140V86H139ZM148 87H149V89H151L150 86H148ZM200 87H201V86H200ZM210 87H211V86H210ZM210 87H209V89H210ZM82 88H83V87H82ZM113 88H112V90H113ZM121 88H120V89H121ZM123 88H124V87H123ZM123 88H122V90H123ZM135 88H136V87H135ZM135 88L132 87V89H134V90H135ZM153 88H154V87H153ZM153 88H152V89H153ZM50 89H51V88H50ZM80 89H81V88H80ZM83 89H84V88H83ZM95 89H96V88H95ZM179 89H180V88H179ZM179 89H178V90H179ZM189 89H190V88H189ZM189 89H188V87H187L186 91H187V90L189 91ZM197 89L200 90L201 88L198 87ZM207 89H208V88H207ZM209 89H208V90H209ZM81 90H82V89H81ZM93 90H94V88H93ZM100 90H102V89H101V86H100V88H99V91H100ZM109 90H110V87H109ZM109 90H108V91H109ZM124 90L126 91L127 89H124ZM143 90H145V89L143 88ZM146 90H147V89H146ZM182 90H181V91H182ZM184 90H185V89H184ZM55 91H56V90H55ZM55 91H53V92L55 93ZM74 91H75V90H74ZM82 91H83V90H82ZM94 91H95V90H94ZM97 91H98V90H97ZM104 91H105V88H104ZM130 91H133V90H129V92H130ZM137 91H138V89H137ZM149 91H153V90H149ZM175 91H176V89L174 90V92H175ZM186 91H185V92H186ZM188 91H187V92H188ZM53 92H52V93H53ZM58 92H59V90H58ZM58 92H56V93H58ZM106 92H107V89H106ZM138 92H139V91H138ZM143 92H144V91H143ZM174 92H173V94H174ZM182 92H183V91H182ZM185 92H184V93H185ZM187 92H186V93H187ZM191 92H192V91H191ZM81 93H82V92H81ZM109 93H110L111 95H114V94H112L111 92L105 93V96H106V97H105L104 101H105L106 98L108 97L106 94H109ZM119 93H120V92H118V94H119ZM130 93H131V95H133L132 92H130ZM140 93H141V92H140ZM175 93H176V92H175ZM178 93H179V91H178ZM184 93H183V94H184ZM186 93H185V94H186ZM193 93H194V91L192 92L191 95H193V96L196 95V94H193ZM199 93H200V92H199ZM83 94H85V92H84ZM95 94H96V95H98V94L100 95V93H98V94L95 93ZM95 94H94V95H95ZM102 94H104V93H102ZM110 94H109V95H110ZM120 94H121V93H120ZM120 94H119V95H120ZM124 94H125V92H124ZM171 94H172V93H171ZM171 94H169L170 97L168 96V97L170 98L169 101H171V98H172V95H173V94H172V95H171ZM183 94H182V95H183ZM188 94H189V93H188ZM212 94H213V93H211V95L209 96V99L211 98ZM55 95H56V94H55ZM55 95H53V96H55ZM72 95H73V94H72ZM78 95H79V94H78ZM86 95L89 96L88 93H86ZM90 95H91V94H90ZM96 95H95V96H90V97L94 98V97H96ZM111 95H110V97H112ZM121 95H123V94H121ZM138 95H139V94H138ZM186 95H187V94H186ZM189 95H190V94H189ZM198 95H199V94H198ZM202 95H203V94H202ZM204 95H205V94H204ZM73 96H74V95H73ZM73 96H72V97H73ZM76 96H77V95H76ZM114 96H115V95H114ZM175 96H178V94H176ZM184 96H185V95H183V97H184ZM187 96H188V95H187ZM193 96H191V97H193ZM199 96H200V95H199ZM207 96H208V92L206 93V96H203V97L200 96V98L202 99V98H205V97H207ZM55 97H56V96H55ZM98 97H99V96H98ZM101 97H102V96H101ZM123 97H124V96H123ZM153 97H154V96H153ZM179 97H180V96H179ZM188 97H189V96H188ZM188 97H186V99H187ZM191 97H189V98H191ZM196 97H198V96H196ZM78 98H79V97H78ZM81 98H82V96H81ZM113 98H115V97H113ZM113 98H112V100H111V103H113L112 101H114V103H116L115 101H117V100H116V99L114 100ZM116 98H117V96H116ZM120 98H121V97H120ZM120 98H119V99H120ZM124 98H125V97H124ZM127 98H128V96H127ZM163 98H164V97H163ZM169 98H168V99H169ZM174 98H176V97H174ZM189 98L187 99L186 102H188ZM194 98H195V96H194ZM207 98H208V97H207ZM212 98H213V96H212ZM212 98H211V99H212ZM89 99H91V98H89ZM95 99L98 100L99 98L97 99V97H96ZM101 99H102V98H101ZM131 99H132V98H131ZM161 99H162V98H161ZM161 99L159 98V100H161ZM168 99H166V100H168ZM178 99H179V98H178ZM182 99H183V98H182ZM73 100H74V99H73ZM108 100H109V99H108ZM121 100H122V99H121ZM123 100H124V99H123ZM127 100H128V99H127ZM132 100H133V99H132ZM147 100H148V99H147ZM150 100H151V99H150ZM150 100H149V101H150ZM164 100H165V99H164ZM164 100H163V102L165 103L166 101H164ZM172 100H174V99L172 98ZM175 100H176V99H175ZM191 100H193V98H192ZM191 100H190V101H191ZM196 100H197V99H196ZM196 100H195V101H196ZM94 101H95V100H94ZM94 101H93V103H92V101H91V103H92L93 105H94V103L98 105V102H97V101L94 102ZM101 101L103 102V99H102ZM101 101H99V102H101ZM109 101H110V100H109ZM153 101H155V100H153ZM161 101H162V100H161ZM181 101H182V100H181ZM195 101H192V102H195ZM198 101H199V100H198ZM202 101H203V99H202ZM205 101H206V100H205ZM68 102H69V100H68ZM71 102H72V101H71ZM74 102H75V101H74ZM89 102H90V100H89ZM96 102H97V103H96ZM106 102H108V101H105L104 105H107ZM118 102H119V101H118ZM122 102H123V101H122ZM163 102H162V103H163ZM177 102L179 103L180 101L178 100V101H176V103H177ZM199 102H201V101H199ZM199 102H198V103H199ZM76 103H77V101H76ZM111 103L108 102L109 106H110ZM127 103H128V102H127ZM148 103H149V102H148ZM148 103L145 104V105H146V106H149ZM150 103H152V102H150ZM171 103H172V101H171ZM174 103H175V102H174ZM174 103H173V106L175 105ZM56 104H58V102H57ZM67 104H68V103H67ZM123 104H124V103H123ZM125 104H126V103H125ZM154 104H155V103L153 102V105H154ZM159 104H160V103H159ZM159 104H158V105H159ZM166 104H168V102H166ZM186 104H187V103H186ZM192 104H193V103H192ZM195 104H196V103H195ZM199 104H200V103H199ZM100 105H102V103H101ZM140 105H141V104H140ZM143 105H144V104H143ZM162 105H163V104H162ZM171 105H172V104H171ZM183 105H184V104H183ZM189 105H191L190 102H189ZM98 106H99V105H98ZM146 106H145V107H146ZM164 106H165V105H164ZM164 106H163V107H164ZM198 106H199V105H198ZM102 107H104V106H102ZM141 107H142V105H141ZM149 107H150V106H149ZM149 107H148V108H149ZM153 107H155V106H153ZM174 107H175V106H174ZM189 107H193V106H189ZM194 107H195V106H194ZM73 108H74V107H73ZM137 108H138V107H137ZM137 108H136V109H137ZM165 108H166V110H168V112H169V109H168L167 105H166ZM146 109H147V107H146ZM150 109H151V107H150ZM150 109H148V110H150ZM155 109H156V108H155ZM162 109H163V108H162ZM162 109L160 108V110H162ZM172 109H173V107H172ZM174 109H176V107H175ZM132 110H133V109H132ZM144 110H145V109H144ZM157 110H159V109H157ZM166 110L164 109V111H166ZM130 111H131V110H130ZM133 111H134V110H133ZM146 111H147V110H146ZM152 111H154V110H152ZM152 111H151V112H152ZM60 112H61V111H60ZM95 112L98 113V110L95 111ZM102 112H103V111H102ZM124 112H125V110L123 111V113H124ZM126 112H128V111H126ZM135 112H136V110H135ZM180 112H181V111H180ZM99 113H100V111H99ZM99 113H98V114H99ZM115 113H116V114H115ZM115 113H112V114H114V115H119V117H120V114H119L120 112H118V114H117V112H115ZM121 113H122V112H121ZM136 113H137V112H136ZM141 113H142V110H141ZM146 113H147V112H146ZM166 113H167V111H166ZM170 113H172V112H170ZM173 113H174V112H173ZM173 113H172V114H173ZM178 113H179V112H178ZM184 113H185V112H184ZM93 114H94V113H93ZM151 114H152V113H151ZM157 114H158V112H157ZM159 114H161V113H159ZM163 114H164V113H162V114L159 115V116L161 117ZM172 114H171V115H172ZM175 114H176V113H175ZM175 114L172 115V116L175 117ZM73 115H74V114H73ZM95 115H96V114H95ZM106 115H108V114H106ZM109 115H110V114H109ZM125 115H126V118H128V117H127V114H125ZM130 115H131V114H130ZM155 115H156V114L154 113V116H155ZM177 115H178V114H177ZM180 115H181V114H180ZM77 116H78V114H77ZM87 116H88V115H87ZM100 116H101V115H100ZM122 116L124 117L123 114H122ZM128 116H129V115H128ZM150 116H151V115H150ZM156 116L158 117V115H156ZM156 116H155V117H156ZM82 117H83V116H82ZM85 117H86V116H85ZM85 117H84V119H85ZM93 117H95V116H93ZM97 117L100 118L99 115H98ZM106 117H107V116H106ZM106 117H105V118H106ZM117 117H118V116H117ZM131 117H132V116H131ZM133 117H135V116H133ZM147 117H149V115H148ZM157 117H156V118H157ZM162 117H163V118H162ZM162 117H161V118H162V120H163V119H164V115H163ZM165 117H167V115H166ZM169 117H170V116H169ZM176 117H179V116H176ZM73 118H74V117H73ZM79 118H80V117H78V119H79ZM86 118H87V117H86ZM88 118H91V117H88ZM88 118H87V122H88V120H89ZM109 118H110V117H109ZM114 118H116V117L114 116ZM144 118H145V117H144ZM156 118H155V121H156ZM190 118H191V116H190ZM192 118H193V115H192ZM71 119H72V118H71ZM71 119H70V121H71ZM80 119H81V118H80ZM82 119H83V118H82ZM82 119H81V120H82ZM91 119H92V118H91ZM93 119H95V118H93ZM106 119H107V118H106ZM117 119H119V118H117ZM117 119H116V120H117ZM121 119H122V118H121ZM123 119H124V118H123ZM123 119H122V122H123ZM132 119H133V118H132ZM141 119H142V118H141ZM145 119H146V118H145ZM147 119H148V118H147ZM150 119L153 120V116H152ZM158 119H159V118H157V120H158ZM95 120H96V123H97V119H95ZM100 120H101V119H100ZM110 120H114V119L111 118ZM116 120H114V121H116ZM133 120H134V119H133ZM133 120H131V119H130V116H129L128 123L130 122V124H131V125H129V126L132 127V130H133V131H136V130H134L135 128H133V127H136L137 124H136V125L134 124V126H133V125H132V124H133V122H132ZM136 120H138V119L136 118ZM152 120L150 121V120L148 119V120H146V121L152 122ZM160 120H161V119H160ZM162 120H161V121H162ZM165 120H167V119H165ZM165 120L163 121L164 123H165ZM74 121H75V120H74ZM74 121H73V122H74ZM83 121H84V120H83ZM89 121H91V120H89ZM108 121H109V120H108ZM119 121H120V120H119ZM146 121H145V122H146ZM158 121H159V120H158ZM158 121H157V122H158ZM182 121H183V120H182ZM184 121H185V120H184ZM73 122H71V123H73ZM81 122H82V121H81ZM103 122H104V121H103ZM106 122H107V121H106ZM111 122H113V121H111ZM120 122H121V121H120ZM131 122H132V123H131ZM143 122H144V120H143ZM76 123H77V121H76L74 124H76ZM90 123H91V122H90ZM90 123H87V125L90 124ZM99 123H100V122H98V124H99ZM108 123H109V122H108ZM114 123L116 124L117 121L114 122ZM114 123H111L112 126H110V127H113V126H114V125H113ZM118 123H119V122H118ZM118 123H117V124H118ZM125 123H126V122H125ZM135 123H136V122H135ZM137 123H138V122H137ZM153 123H154V120H153ZM164 123H163V124H164ZM187 123H188V122H187ZM187 123H185V124L188 125L189 123H188V124H187ZM194 123H195V122H194ZM78 124L80 125V122H79ZM81 124H83V123H81ZM85 124H86V123H85ZM85 124H84V125H85ZM101 124H104V123H101ZM106 124H107V123H106ZM109 124H110V123H109ZM120 124H122V123H120ZM120 124H118V125H120ZM142 124H143V123H142ZM144 124H145V123H144ZM144 124H143V125H144ZM155 124H157V123L155 122ZM159 124H160V122H159ZM163 124H161V125H163ZM79 125H78V127H79ZM84 125H83V127H84ZM94 125H95V122L93 123V126H94ZM107 125H108V124H107ZM107 125H106V127H107ZM118 125H117V126H118ZM146 125H148V124H145L144 126H146ZM157 125H158V124H157ZM161 125H160V127H161ZM70 126H71L70 130H71V129H72V126H74V125H71V124H70ZM75 126H76V125H75ZM75 126H74V127H75ZM90 126H92V125H90ZM90 126H89V128H90ZM102 126H105V125H102ZM102 126H101V127H102ZM115 126H116V125H115ZM122 126H123V125H122ZM126 126H127V124H126ZM126 126H125V127H126ZM129 126H128L127 128H129ZM137 126H139V125H137ZM155 126H156V125H155ZM165 126L167 127V125H165ZM110 127H108L107 130H106V129H105V130L108 132V131H109L108 129H109ZM119 127L121 128V126H119ZM119 127H117V128L119 129ZM125 127H122V130L119 129L120 131H115V132H116V133H117V132H118V133H119V132H120V133H123L122 131H124L123 128H125ZM142 127H143V126H141V128H142ZM148 127L151 128L150 125H149ZM162 127H163V126H162ZM75 128H76V127H75ZM86 128H88V127L86 126ZM95 128H97L96 125H95ZM115 128H116V127H115ZM117 128H116V129H117ZM127 128H126V129H127ZM137 128H138V127H137ZM141 128H139V130H140ZM143 128L145 129V128H147V127H143ZM149 128H147V129H149ZM153 128H155L154 125H153ZM153 128H152L151 130L149 129V131H152ZM177 128H178V127H177ZM82 129H85V128H81L80 130L78 129V131H81ZM144 129H143V130H144ZM147 129H145V130H147ZM164 129H166V128H164ZM178 129H179V128H178ZM75 130H77V129H75ZM85 130L87 131L88 129H85ZM95 130H96V129H95ZM97 130H98V129H97ZM100 130H102V128H101ZM139 130H138V131H139ZM143 130H141V131H142L141 134H143V137H144V136H145L144 133L147 134L148 132H144L145 130H144V131H143ZM155 130H156V128H155ZM155 130H154V131H155ZM159 130H160V128H159ZM173 130H174V129H173ZM73 131H74V128H73ZM103 131H104V130H103ZM106 131H104L103 134L106 135V133H107ZM110 131H111V129H110ZM130 131H131V129H130ZM133 131H132L131 133H133L134 136L136 137L135 132H133ZM147 131H148V130H147ZM156 131H157V130H156ZM178 131H179V130H178ZM181 131H182V130H181ZM71 132H72V131H71ZM84 132H85V131H83V133H84ZM91 132H94V131L91 130ZM97 132H99L100 134L97 133ZM97 132H94L96 135L93 136V137H95V141H97V142L99 143V140H100V142L102 143V142H104V141H102V140H105V139H106L104 144L106 145V142L108 141L107 144L110 145V144H109V143H111V142H109L110 139H111V138H109L110 136H109V137H106L105 135H103V136L106 137V138L101 139L100 137H103V136H102V133H101L102 131H97ZM111 132H112V135H113V132H114V131L112 130ZM124 132H126V130H125ZM127 132H129V130H127ZM136 132H137V131H136ZM143 132H144V133H143ZM163 132H164V131H163ZM168 132H169V131H168ZM168 132H167V134H165V133H166V131H165V133H163V134H165L164 137H163V138L160 137V138L164 139L165 137L172 136V135H170ZM179 132H180V131H179ZM179 132H178V133H179ZM68 133H69V132H68ZM73 133H75V132H73ZM83 133H82V134H83ZM88 133H89V131H88ZM108 133H110V132H108ZM116 133H115V134H116ZM118 133H117V134H118ZM120 133L118 134L119 136L116 137V138H118V140H119L120 142H122V138H121L120 136H123V139H124L125 136H124V133H123V134H120ZM129 133H130V132H129ZM138 133H139V136H141V135H140V132H138ZM151 133H152V132H151ZM155 133H156V132H155ZM159 133H162V132L160 131ZM175 133L177 134V132H175ZM195 133H196V132H195ZM82 134H81V136H82ZM115 134H114V135H115ZM117 134H116V136H117ZM125 134H126V133H125ZM136 134H137V133H136ZM149 134H150V133H149ZM149 134H148V138L150 139ZM180 134H181V137L184 136V135H182L181 132H180ZM184 134H185V133H184ZM187 134H188V133H187ZM191 134H192V133H191ZM62 135H63V134H62ZM69 135H70V134H68V135L66 134L65 136L68 137ZM71 135H73V134H71ZM71 135H70V138H73V139H74V137H71ZM79 135H80V134H79ZM85 135H86V133H85ZM90 135H91V134H90ZM98 135H99L100 137H99ZM108 135H109V134H108ZM108 135H107V136H108ZM110 135H111V134H110ZM112 135H111V136H112ZM152 135H153V134H152ZM155 135H156V134H155ZM160 135H161V134H160ZM166 135H167V136H166ZM168 135H169V136H168ZM173 135H174V133H173ZM177 135H178V134H177ZM177 135H176V136H177ZM193 135H195V134H193ZM83 136H84V134H83ZM127 136H128V135H127ZM161 136H162V135H161ZM174 136H175V135H174ZM176 136H175V137H176ZM179 136H180V135H179ZM58 137H59V136H58ZM76 137H80V136H76ZM86 137H87V136H86ZM93 137L91 136V138H93ZM128 137H129V136H128ZM135 137H132V138H135ZM143 137H142V139H140L139 142H140V144L142 145V147H143L144 145H145V147H146V145H147L146 142H145V144H144V142H143L144 145L141 143V140L145 139V138H143ZM146 137H147V135H146ZM153 137H154V136H153ZM153 137H151V138H152L151 141L154 139ZM158 137H159V135H158ZM158 137H157V138H158ZM185 137H186V136H185ZM187 137H188V136H187ZM187 137H186V138H187ZM190 137H192V136H190V134H189V138H190ZM68 138H69V137H68ZM70 138H69V140H71ZM84 138H85V136H84ZM97 138H98V139L100 138V139L98 140ZM107 138H109V140H107ZM119 138H120V139H119ZM125 138H126V137H125ZM137 138H138V134H137ZM176 138H177V137H176ZM179 138H180V137H178V140L181 139V138H180V139H179ZM183 138H184V137H183ZM58 139H59V138H58ZM75 139H76V138H75ZM149 139H148V140H149ZM166 139H167V138H166ZM168 139H170V138H168ZM80 140H81V142H82L83 137H82ZM92 140H94V139H92ZM92 140H90V141H92ZM111 140H112V139H111ZM124 140H126V139H124ZM131 140H132V139H131ZM131 140H129V138H128V141H131ZM146 140H147V139H146ZM164 140H165V139H164ZM170 140H171V139H170ZM170 140H169V141H170ZM175 140H177V139H175ZM191 140L193 141L192 138H191ZM52 141H53V140H52ZM95 141H94L93 144L96 146V144H95L96 142H95ZM137 141H138V139H137ZM143 141H145V140H143ZM157 141H158V142L160 141L159 138L157 139ZM157 141H156V143H158ZM161 141H162V140H161ZM165 141H167V140H165ZM169 141H168L169 144H172V143L174 144V142H172V141H174V139L170 141L171 143H170ZM187 141H188V139H187ZM73 142H74V141H73ZM79 142H80V141H79ZM83 142H84V141H83ZM112 142H113V141H112ZM133 142H135V141H133ZM147 142H148V141H147ZM180 142H181V141H180ZM182 142H184V141L182 140ZM188 142H189V141H188ZM194 142L196 143V141H194ZM194 142H192V145H193ZM70 143H71V142H70ZM74 143H75V142H74ZM91 143H92V142H91ZM98 143H97V146L99 145ZM123 143H124V142H123ZM123 143H122V144H123ZM125 143H126V142H125ZM137 143H138V142H137ZM148 143L150 144V142H148ZM151 143H152V142H151ZM159 143H160V142H159ZM162 143H164V146H165V142H162ZM166 143H167V142H166ZM176 143L178 144L177 141H176ZM62 144L65 145L64 143H62ZM62 144H61V146H62ZM80 144H82V143H80ZM83 144H84V143H83ZM102 144H103V143H102ZM102 144H101V145H102ZM112 144H113V143H112ZM112 144H111V145H112ZM115 144H116V143H115ZM133 144H134V143H133ZM149 144H148V145H149ZM182 144H185V142L182 143ZM66 145H67V144H66ZM66 145H65V146H66ZM111 145H110V146H111ZM134 145H135V144H134ZM152 145H153V144H151V146H152ZM161 145H162V144H161ZM161 145H160V149H162V148L164 147V146L161 147ZM174 145H176V144H174ZM179 145H181V144L179 143ZM189 145H191V144H189ZM59 146H60V145H59ZM65 146H62V147H65ZM73 146H74V145H73ZM91 146H92V145H91ZM103 146H104V145H103ZM115 146H116V145H115ZM115 146H111V147H115ZM127 146H128V145H127ZM136 146H137V145H136ZM136 146H135V150H136ZM149 146H150V145H149ZM154 146H155V145H154ZM154 146H152V147H154ZM157 146H159V145H157ZM171 146H172V145H171ZM177 146H178V145H177ZM177 146H176V147H177ZM194 146H197V145H193V147H194ZM67 147L69 148V144H68L65 148H67ZM70 147H72V146L70 145ZM76 147H77V146H76ZM76 147H75V148L73 147V148L76 149ZM78 147H79V146H78ZM78 147H77V148H78ZM98 147H99V146H98ZM108 147H109V146H107V147L105 146L104 148H108ZM111 147H109V148L111 149ZM116 147H117V146H116ZM130 147H131V146H130ZM145 147H143V149H142L143 151H142V152H144ZM179 147H180V146H178V148H179ZM187 147H188V146H187ZM189 147H190V146H189ZM68 148H67V149H68ZM73 148H70V150L73 149ZM95 148H96V147H95ZM99 148H100V147H99ZM117 148H118V147H117ZM123 148H124V147H123ZM126 148H127V147H126ZM126 148H125V150L128 151V154H129V149H130L129 146H128V148H129L128 150H127ZM137 148H138V147H137ZM139 148H141V147H139ZM148 148H149V147H148ZM150 148H151V147H150ZM164 148L168 149V146H167V147H164ZM169 148H170V147H169ZM180 148L182 149L183 147H180ZM180 148H179V149H180ZM185 148H186V147H185ZM74 149H73V150H74ZM96 149H97V148H96ZM102 149H103V148H102ZM102 149H101V150H102ZM110 149H109V150H110ZM121 149H122V148H121ZM175 149H176V148H175ZM103 150H104V149H103ZM111 150H112V149H111ZM119 150H120V149H119ZM119 150H118V151H119ZM154 150H156V148H154ZM154 150H152V153H153ZM184 150H185V149H184ZM75 151H76V150H75ZM80 151H81V150H79V152H80ZM96 151H97V150H96ZM114 151H116V150H114ZM120 151H121V150H120ZM126 151H125V152H126ZM148 151H149V149H148ZM156 151H157V150H156ZM163 151H166V150L163 149ZM163 151L161 150V152H163ZM69 152H70V151H69ZM73 152H74V151H73ZM79 152H78V153H79ZM105 152H106V151H105ZM133 152H135V151L133 150L132 153H133ZM140 152H141V151H140ZM150 152H151V151H150ZM154 152H155V151H154ZM97 153H98V152H97ZM117 153H118V152L116 151L115 154H117ZM120 153H121V152H120ZM120 153H119V155H120ZM163 153H164V152H163ZM163 153H161V154H163ZM107 154H108V152H107ZM122 154H123V152H122ZM136 154H137V153H134V155H136ZM144 154H145V153H144ZM150 154H151V153H150ZM89 155H90V154H89ZM152 155H153V154H152ZM152 155H151V156H152ZM101 156L103 157L104 155L102 154ZM106 156H107V155H106ZM108 156H109V155H108ZM108 156H107V157H108ZM110 156H111V155H110ZM112 156H113V155H112ZM114 156H116V155H114ZM114 156H113V157H114ZM121 156H122V155H121ZM130 156H131V155H130ZM130 156H128V157H130ZM139 156H140V155H139ZM104 157H105V156H104ZM133 157H136V156H133ZM152 157H153V156H152ZM154 157H155V156H154ZM108 158H109V157H108ZM110 158H111V157H110ZM142 158H143V157H142ZM130 159H131V158H130ZM134 159H135V158H134ZM143 159H144V158H143ZM146 159H147V158H146ZM152 159H153V158H152ZM217 160H218V159H217ZM140 161H142V159H140ZM81 162H82V161H80V164H81V167H82V166H83V165H82L83 162H82V163H81ZM98 162H99V161H98ZM137 162L139 163V161H137ZM137 162H136V163H137ZM143 162H144V161H143ZM149 162H150V161H149ZM154 162H155V161H154ZM115 163H116V162H115ZM131 163H133V162H131ZM145 163H146V161H145ZM150 163L153 165L152 162H150ZM219 163H220V162H219ZM77 164H79V163H77ZM83 164H84V163H83ZM98 164H99V163H98ZM118 164H119V163H118ZM122 164H123V163H122ZM122 164L120 163L119 166L121 165L122 167H124ZM151 164H150V165H151ZM155 164H156V163H155ZM216 164H217V163H216ZM216 164H215V165H216ZM84 165H85V166H88V165H86V164H84ZM115 165H117V164H114V166H115ZM128 165L130 166L131 164H128ZM139 165H140V164H139ZM152 165H151V166H152ZM213 165H214V163H213ZM76 166H77V165H76ZM89 166H90V164H89ZM114 166H113V171H114ZM119 166H118V168H120ZM133 166H134V163H133ZM153 166H154V165H153ZM157 166H158V165H157ZM122 167H121V168H122ZM145 167H146V166H145ZM149 167H150V166H148V168L146 167V168L148 169L147 171H149V169H151V168H149ZM162 167H163V166H162ZM209 167H211V166H209ZM217 167H218V166H217ZM220 167H221V165H220ZM71 168H74V167H71ZM75 168H76V167H75ZM84 168H85V167H84ZM91 168H92V167H90V169H91ZM99 168H100V167H99ZM111 168H112V167H110V168H108V169L110 170ZM126 168H127V167H124V168H122V170H123V169H126ZM135 168H136V167H133L134 170H135ZM140 168H141V167H139V169H140ZM153 168H154V167H153ZM157 168H158V167H157ZM80 169H81V168H80ZM90 169H89V171H90ZM100 169H101L100 172H103L102 167H101ZM100 169H99V170H100ZM106 169H107V168H106ZM106 169L104 168L105 171H106ZM108 169H107V171H108ZM127 169H128V168H127ZM127 169H126V170H127ZM136 169H138V168H136ZM154 169H156V168H154ZM160 169H163V168L160 167ZM160 169H159V170H160ZM219 169H220V168H218V170H219ZM225 169H226V168H225ZM82 170H83V169H82ZM82 170H80V171L82 172V173H80V174H81L82 178H84V177L86 176V173H87V172H85V171L87 170V167H86V169H85L84 171H82ZM91 170H92V169H91ZM115 170H116V169H115ZM118 170H119V169H118ZM126 170H125L124 172H126ZM142 170H143V168H142ZM216 170H217V169H216ZM226 170H227V169H226ZM71 171H72V169H71ZM78 171H79V170H78ZM78 171H77V173H78ZM87 171H88V170H87ZM93 171H94V170H93ZM95 171H96V170H95ZM105 171H104V173H105ZM151 171H152V169H151ZM154 171H157V169H156V170H153V173H154ZM160 171H162V170H160ZM163 171H164V170H163ZM163 171H162V172H163ZM223 171H224V169H223ZM67 172H70V171H67ZM74 172H76V171H74ZM100 172H99V173H100ZM111 172H112V170H111ZM115 172H116V171H115ZM117 172H119V171H117ZM135 172H136V171H135ZM135 172L133 171V174H134ZM144 172H145V171H144ZM144 172H143V173H144ZM211 172H212V171H211ZM72 173H73V171H72ZM77 173H76V174H77ZM83 173H85V176H84ZM104 173H103V175H104ZM109 173H110V171H109ZM109 173H108V174H109ZM137 173H138V170H137L136 174H137ZM143 173H142V174H143ZM146 173H147V175H148L149 173H150L149 175L152 174V172H149V173L146 172ZM166 173H167V172H166ZM220 173H221V172H220ZM68 174H69V173H68ZM70 174H71V173H70ZM73 174H74V173H73ZM82 174H83V175H82ZM95 174H96V172H95ZM122 174H126V173H122ZM164 174H165V173H164ZM169 174H170V173H169ZM217 174H219V173H217ZM64 175H65V174H64ZM74 175H75V174H74ZM87 175H88V174H87ZM109 175H110V174H109ZM115 175H117V174H114V176H115ZM128 175H129V173H128ZM139 175H141V174H139ZM166 175H167V174H166ZM209 175H210V174H209ZM66 176H67V174H66ZM91 176H94V175L91 174ZM96 176H97V175H96ZM96 176H95V177H96ZM100 176H102V175L100 174L99 177H100ZM105 176H106V175H105ZM105 176H104V177H105ZM119 176H120V175H119ZM126 176H127V174H126ZM126 176H125V177H126ZM131 176H132V174H131ZM133 176H134V175H133ZM133 176H132V177H133ZM141 176H142V175H141ZM144 176H146V174H145ZM170 176L172 177V175H170ZM173 176L175 177V175H173ZM211 176H212V174H211ZM218 176H219V175H218ZM62 177H63V176H62ZM71 177H72V175H71ZM71 177H69V178H71ZM79 177H80V176H79ZM89 177H90V174H89ZM89 177H88V178H89ZM102 177H103V176H102ZM108 177H109V176H108ZM110 177H111V176H110ZM136 177H137V176H136ZM142 177H143V176H142ZM148 177H149V176H148ZM151 177H152V176H151ZM171 177H170V179H171ZM239 177H240V176H239ZM72 178H73V177H72ZM72 178H71V179H72ZM90 178L92 179V177H90ZM106 178H107V176H106ZM121 178H122V177H120V179H121ZM123 178H124V176H123ZM127 178H129V176H127ZM139 178H141V177L138 176L137 179L139 180ZM154 178H155V177H154ZM168 178H169V176H168ZM168 178H167V179H168ZM175 178H176V177H175ZM175 178H174V179H175ZM215 178H218V177L216 176ZM215 178H214V179H215ZM241 178H242V177H241ZM65 179H66V178H65ZM74 179H76L75 181L78 180L77 177H76V178L74 177ZM84 179H86V178H84ZM107 179H109V178H107ZM110 179H111V178H110ZM110 179H109V181H110ZM114 179H116V178H114ZM120 179H118V181H119ZM137 179H136V180H137ZM142 179H143V178H141V179L139 180L140 183H141V180H142ZM145 179H146L145 181H148L147 177H146ZM152 179H153V178H152ZM152 179H150L149 181L151 182ZM167 179H166V180H167ZM67 180H68V179H67ZM67 180H66V181H67ZM72 180H73V179H72ZM104 180H105V179H103L102 181H104ZM112 180H113V179H112ZM122 180H124V179H122ZM132 180H133V178H132ZM132 180H131V181H132ZM138 180H137V181H138ZM154 180L157 181L156 178H155ZM168 180H169V179H168ZM176 180H177V179H176ZM178 180H179V179H178ZM178 180H177V181H178ZM240 180H241V179H240ZM75 181H74V182H75ZM80 181H81V178H80ZM80 181H77V182H80ZM85 181H86V183L88 182V180H85ZM96 181H99V180H95V182H96ZM100 181H101V180H100ZM102 181H101V182H102ZM113 181H114V180H113ZM116 181H117V180H116ZM120 181H121V180H120ZM131 181H130V182H131ZM134 181H135V178H134ZM134 181L131 182V183H132V187H133V182H134ZM177 181H176V182H177ZM205 181H206V180H205ZM208 181H209V180H208ZM89 182H90V181H89ZM105 182L109 184V182H108L107 180H106ZM139 182L135 183V185H136V184L138 185ZM143 182H144V180H143ZM154 182H155V181H154ZM157 182H158V181H157ZM157 182H156V183H157ZM165 182H166V181H165ZM176 182H175V183H176ZM178 182H179V181H178ZM209 182H210V181H209ZM240 182H241V181H240ZM65 183H66V182H65ZM86 183H85V184H86ZM96 183H97V182H96ZM103 183H104V182H103ZM103 183H102V184H103ZM106 183H105L104 185H107ZM110 183H112V181H111ZM170 183H171V184H172V183L175 184L174 182H172V180H171ZM179 183H180V182H179ZM182 183H183V182H182ZM213 183H214V182H213ZM235 183H236V182H235ZM237 183H238V182H237ZM79 184H80V183H79ZM87 184H89V183H87ZM99 184H101V183H99ZM99 184H96V185H99ZM113 184H114V183H113ZM113 184H112V185H113ZM117 184H119V183H117ZM124 184H125V183H124ZM124 184H122V182H121L120 186L118 185L119 188H120L122 185H124ZM141 184H142V183H141ZM145 184H146V182H145ZM157 184H158V183H157ZM157 184H156V185H157ZM160 184H162V182H161ZM160 184H158V185H160ZM163 184H164V182H163ZM163 184H162V186H164ZM165 184H166V183H165ZM209 184H210V183H209ZM64 185H65V184H64ZM90 185H91V183L89 184V186H90ZM94 185H95V184H94ZM94 185L91 187V189H92L93 187H95ZM110 185H111V184H110ZM115 185H116V183H115ZM130 185H131V184H130ZM139 185H140V184H139ZM139 185H138V186H139ZM142 185H143V184H142ZM148 185H150V184L148 183ZM175 185H176V187H177L178 183H176ZM73 186H74V185H73ZM76 186H78V185H76ZM87 186H88V185H87ZM89 186H88V188H90ZM101 186H103V185H101ZM145 186H147V184H146ZM151 186H152V184H151ZM162 186H160V187H162ZM206 186H207V185H206ZM78 187H79V186H78ZM84 187H85V185H84ZM98 187H100V185H99ZM98 187H97V188H98ZM103 187H104V189H105V188L107 189L108 186H107V187L103 186ZM109 187H110V186H109ZM111 187H113V186H111ZM122 187H123V186H122ZM130 187H131V186H130ZM130 187H128V188H130ZM135 187H136V186H134L133 189H134ZM141 187H142V186H140L139 188H141ZM148 187H149V186H148ZM153 187H155V184H154V183H153V186H152V190H151V192L154 190ZM165 187H167V185H166ZM194 187H195V186H194ZM75 188H76V187H75ZM85 188H86V187H85ZM85 188H84V189H85ZM97 188H96V189H97ZM117 188H118V187H117ZM139 188H136V189L139 190ZM168 188H169V187H168ZM168 188H167V189H168ZM179 188H180V187H179ZM198 188H199V187H198ZM69 189H70V188H69ZM71 189H72V188H71ZM80 189H81V187H80ZM96 189H95V190H96ZM99 189H100V188H99ZM113 189H114V188H113ZM115 189H116V188H115ZM120 189H121V188H120ZM167 189H166V190H167ZM175 189H176V188H175ZM201 189H202V188H201ZM85 190H86V189H85ZM102 190H103V189H102ZM127 190H128V189H127ZM129 190H130V189H129ZM134 190H135V189H134ZM143 190H144V189H143ZM161 190L163 191V188H161ZM182 190H183V189H182ZM193 190H195V189H193ZM87 191H89V190L87 189ZM91 191H93V190H91ZM91 191H90V192H91ZM96 191H97V190H96ZM98 191H99V190H98ZM145 191H146V189H145L143 192H145ZM148 191H149V190H148ZM164 191H165V190H164ZM196 191H198V190H196ZM200 191H201V190H200ZM100 192H101V190H100ZM106 192H107V191L105 190V194L110 195V194L108 193V192H110L109 190H108L107 193H106ZM141 192H142V191H141ZM143 192H142V193H143ZM151 192H148V194L150 195ZM169 192H171V191H169ZM193 192H194V191H193ZM87 193H88V192H87ZM98 193H99V192H98ZM102 193H103V192H102ZM102 193H99V195L102 194ZM112 193H113V192H112ZM114 193H115V192H114ZM134 193H135V192H134ZM142 193H141V195H142ZM105 194H103V195H105ZM136 194H138V193H136ZM146 194H147V193H146ZM193 194H194V193H193ZM204 194H206V193H204ZM92 195H93V194H92ZM107 195H105V196L107 197ZM114 195L116 196V193H115ZM134 195H135V194H134ZM134 195H133V196H134ZM139 195H140V194H139ZM139 195H138V196H139ZM149 195H148V196H149ZM169 195H171V194H169ZM195 195H197V194H195ZM200 195H201V194H200ZM88 196H89V195H87V197H88ZM96 196H97V195H96ZM143 196H144V195H143ZM167 196H168V195H167ZM192 196H193V195H192ZM89 197H90V199H91V194H90ZM93 197H94V196H93ZM93 197H92V198H93ZM116 197H118V196H116ZM145 197H146V195H145ZM145 197H144V198H145ZM150 197H151V196H150ZM152 197H153V196H152ZM165 197H166V196H165ZM196 197H197V196H196ZM199 197H201V196H199ZM202 197H203V196H202ZM239 197H240V196H239ZM56 198H57V197H56ZM71 198H72V197H71ZM71 198H70V199H71ZM74 198H75V197H74ZM74 198H72V199L74 200ZM79 198H80V197H78V200H79ZM94 198H95V197H94ZM130 198H131V197H130ZM139 198H140V196H139ZM139 198H138V199H139ZM144 198H143V199H144ZM158 198H159V197H158ZM158 198H157V199H158ZM170 198H171V197H170ZM194 198H195V197H194ZM203 198H204V197H203ZM205 198H206V197H205ZM207 198H208V197H207ZM53 199H55V197H54ZM57 199H58V198H57ZM70 199H69V200H70ZM75 199H76V198H75ZM90 199H89L88 201H92V200H94V199H91V200H90ZM102 199H103V198H102ZM106 199H107V198H106ZM111 199H113V198H111ZM115 199H116V198H115ZM117 199H118V198H117ZM119 199H121V198H119ZM134 199H135V201H136L137 197H136V198L134 197L133 200H131V201H134ZM147 199H148V198H147ZM147 199H145V200H147ZM153 199H154V198H153ZM153 199H152V200H153ZM155 199H156V198H155ZM196 199H198V198H196ZM199 199H200V198H199ZM238 199L240 200V198H238ZM81 200H82V197H81ZM86 200H87V198H86ZM97 200H98V199H97ZM166 200H167V199H166ZM209 200H210V196H209ZM53 201H55V200H53ZM57 201H58V200H57ZM60 201H61V200H60ZM67 201H68V200H67ZM70 201H72V200H70ZM70 201H69V202H70ZM84 201H85V200H84ZM88 201H86V202L88 203ZM101 201H102V200H101ZM135 201L133 202L134 204H135ZM142 201H143V200L140 201V199H139V204H141ZM148 201H149V202L151 201L150 198H149ZM153 201H154V200H153ZM195 201H196V200H195ZM199 201H200V200H199ZM63 202H64V199H63ZM65 202H66V201H65ZM65 202H64V203H65ZM80 202H81L82 204H84V202H82V201H80ZM92 202H93V201H92ZM102 202H103V201H102ZM140 202H141V203H140ZM149 202H148V203H149ZM158 202H161V199H159ZM192 202H193V201H192ZM192 202H191V204H192ZM208 202H210V201H208ZM208 202H207V203H208ZM61 203H62V202H61ZM61 203H60V204H61ZM76 203H77V202H76ZM78 203H79V201H78ZM90 203H91V202H90ZM99 203H100V201H99ZM108 203H109V202H108ZM137 203H138V200H137ZM145 203H146V202H145ZM152 203H153V202H152ZM154 203L156 204L157 201H155ZM154 203H153V204H154ZM188 203H189V202H188ZM194 203L197 204L196 202H194ZM194 203H193V204H194ZM199 203H200V202H199ZM201 203H202V202H201ZM207 203H206V204H207ZM60 204H58V205H60ZM65 204H66V203H65ZM67 204H68V202H67ZM67 204H66L65 207H66V210L69 211L68 208H67V206H68ZM69 204H70V203H69ZM74 204H75V203H73V205H74ZM96 204H97V202H96ZM106 204H107V203H106ZM155 204H154V206H155ZM191 204H190V205H191ZM195 204H194V205H195ZM202 204H203V203H202ZM206 204H205V205H206ZM55 205H56V204H55ZM86 205H88V204H86ZM89 205H90V204H89ZM92 205H93V204H92ZM92 205H91L90 207H94V206H95V205H93V206H92ZM107 205H108V204H107ZM143 205H144V203H143ZM143 205L141 204V205L139 206V205L136 204V205H134V207L137 206V209H138V206H139V207L142 206V207H144V208H147L146 206H143ZM145 205H147V204H145ZM148 205H149V204H148ZM148 205H147V206H148ZM186 205H187V204H186ZM186 205H185V206H186ZM190 205H189V206H190ZM207 205H208V204H207ZM207 205H206V206H207ZM63 206H64V205H63ZM71 206H72V205H70V208H71ZM82 206H83V205H82ZM82 206H81V207H82ZM65 207H64V210H63V211H64L65 214H66ZM77 207H78V205H77ZM79 207H80V205H79ZM83 207H84V206H83ZM85 207H88V206H85ZM85 207H84V208H85ZM95 207H96V206H95ZM186 207H188V206H186ZM186 207H185V208H186ZM193 207H194V206H193ZM197 207H198V206H197ZM151 208L153 209L154 207H151ZM190 208H192V205H191ZM198 208H199V207H198ZM202 208H203V210H201V211H205L203 205H202ZM202 208L200 207V209H202ZM206 208H207V207H206ZM61 209H62V204H61ZM71 209H72V208H71ZM78 209H80V208H77V210H78ZM97 209H98V208H97ZM196 209H197V208H196ZM200 209H199V210H200ZM208 209H209V207H208ZM73 210H74V207H73ZM73 210H72V212H73ZM82 210H83V208H82ZM92 210H93V209H92ZM92 210H91V211H92ZM94 210H96V209H94ZM138 210H139V209H138ZM185 210H186V209H185ZM191 210H192V209H191ZM61 211H62V210H61ZM70 211H71V210H70ZM70 211H69V212H70ZM78 211H80V210H78ZM84 211H87V210H84ZM102 211H103V210H102ZM143 211H145V209L142 210V212H143ZM188 211H189V210H188ZM197 211H198V210H197ZM117 212H118V211H117ZM117 212H116V213H117ZM195 212H196V211H195ZM62 213H63V212H62ZM90 213H91V212H90ZM96 213H97V212H96ZM113 213H114V212H113ZM118 213L120 214V212H118ZM123 213H124V212H123ZM145 213H148V214H149L148 211H147V212L145 211ZM185 213H186V212H185ZM185 213H184V214H185ZM190 213H192V212L189 211V214H188V215H190ZM193 213H194V212H193ZM198 213H199V211H198ZM198 213H197V215H198ZM67 214H68V212H67ZM69 214H70V213H69ZM72 214H75V211H74V213H72ZM87 214H88V213H87ZM97 214H99V213H97ZM97 214H96V215H97ZM100 214H101V213H100ZM106 214H107V213H106ZM119 214H118V215H119ZM121 214H122V213H121ZM63 215H64V213H63ZM75 215H76V214H75ZM77 215H78V213H77ZM79 215H80V214H79ZM81 215H82V214H81ZM90 215H91V214H90ZM93 215H94V214H93ZM102 215H104V214H102ZM185 215H187V214H185ZM192 215H193V214H192ZM192 215H191V216H192ZM195 215H196V214H195ZM199 215H201V214H199ZM68 216H69V215H68ZM83 216H84V215H83ZM88 216H89V214H88ZM97 216H98V215H97ZM105 216L107 217V215H105ZM116 216H117V215L115 214V218H116ZM120 216H121V215H120ZM183 216H184V215H183ZM71 217L73 218V216H71ZM71 217H70V218H71ZM76 217H77V216H75L74 218H76ZM103 217H104V216H103ZM122 217H124V216H122ZM194 217H196V216H194ZM200 217H202V215H201ZM89 218H90V217H89ZM89 218H88V219H89ZM104 218H105V217H104ZM109 218H110L113 222L116 221V220H113V219H112V218H114V217H112V218H111V217H107L108 221L110 220ZM117 218H118V216H117ZM119 218H120V217H119ZM186 218H187V217H186ZM191 218H193V217H189L190 220H191ZM197 218H199V217L197 216ZM238 218H239V217H238ZM240 218H241V217H240ZM76 219H77V218H76ZM122 219H123V218H122ZM128 219H129V218H128ZM195 219H196V218H195ZM199 219H201V218H199ZM236 219H237V218H236ZM242 219H243V217H242ZM242 219H241V220H242ZM80 220H82V217L80 218ZM91 220H93V219H91ZM95 220H98V219H95ZM95 220H94V224H96V223H95ZM104 220H106V219H104ZM117 220L121 221L120 219H117ZM133 220H134V219H133ZM187 220H188V219H187ZM237 220H238V219H237ZM243 220H244V219H243ZM246 220H248V219L246 218ZM112 221H111V222H112ZM123 221H125V220L123 219ZM194 221H195V220H194ZM199 221H200V220H199ZM199 221H195V222L198 223ZM250 221H251V220H250ZM97 222H98V221H97ZM113 222H112V224H113ZM116 222H117V221H116ZM116 222H115V223H116ZM121 222H122V221H121ZM121 222H120V223H121ZM180 222H181V221H180ZM191 222H192V221H191ZM237 222H239V221H237ZM245 222H246V221H245ZM120 223H118V224H120ZM173 223L175 224V222H173ZM200 223H202V222H200ZM241 223H242V222H241ZM241 223H239V224H241ZM92 224H93V223H92ZM92 224H91V225H92ZM101 224L103 225L104 222H102ZM171 224H172V223H171ZM171 224H170V225H171ZM174 224H172V225L174 226ZM183 224H184V223L182 222V225H183ZM186 224H187V228H188V223H186ZM247 224H248V223H247ZM99 225H100V224H99ZM102 225H101V227H102ZM108 225H110L109 222H108ZM113 225H114V224H113ZM170 225H168V226L170 227ZM198 225H200V224H198ZM233 225H234V224H233ZM92 226H93V225H92ZM105 226H106V223H105ZM168 226H167V227H168ZM193 226H194V225H193ZM95 227H97V226H95ZM110 227H112V226H110ZM180 227L182 228V227H185V226L183 225V226H180ZM231 227H232V226H231ZM231 227L229 226L230 230H232ZM233 227H234V226H233ZM171 228H172V227H171ZM181 228H180L179 230H181ZM93 229H94V228H93ZM97 229H99V228L97 227ZM101 229H103V228H101ZM106 229H108V228H106ZM112 229L114 230L113 227H112ZM169 229H170V228H169ZM172 229H173V228H172ZM172 229H171V230H172ZM199 229H201V228H199ZM77 230H78V229H77ZM94 230H95V229H94ZM103 230H105V227H104ZM109 230H110V232H111V228H110ZM171 230H169V232H170ZM184 230H185V228H184ZM196 230H197V229H196ZM201 230H203V229H201ZM95 231H96V230H95ZM97 231H98V230H97ZM193 231H194V229H193ZM203 231H204V230H203ZM207 231H208V230H207ZM226 231H227V230H226ZM173 232H174V230L172 231L171 234H173ZM180 232H181V233H184L183 231H180ZM191 232H192V231H191ZM198 232H199V231H198ZM164 233H165V231H164ZM186 233H188V232H186ZM194 233H195V232H194ZM210 233H211V232H210ZM210 233H209V234H210ZM228 233H229V232H228ZM165 234H166V233H165ZM165 234H164V235H165ZM169 234H170V233H169ZM171 234H170V235H171ZM221 234H222V233H221ZM231 234H232V233H231ZM164 235H162V236H163V240H164ZM174 235H175V232H174ZM179 235H180V234H179ZM186 235H187V234H186ZM190 235H192V234H190ZM227 235H228V234H227ZM165 236H166V235H165ZM167 236H168V233H167ZM171 236H172V235H171ZM188 236H189V235H188ZM188 236H187V237H188ZM199 236H200V235H199ZM199 236H197V237L199 238ZM211 237H212V235H211ZM183 238H184V237H183ZM166 239H167V238H166ZM195 243H196V242H195ZM198 243H199V242H198ZM194 245H195V244H194ZM205 245H206V243H205ZM209 246H210V245H209ZM191 247H192V246H191ZM205 247H206V246H205ZM224 250H225V249H224ZM166 251H167V250H166ZM168 252H169V251H168ZM167 254H168V253H167ZM205 257H206V256H205ZM210 258H212V257H210ZM207 259H209V257H208ZM207 259H206V260H207ZM214 259H215V257H214ZM211 260H212V259H211ZM211 260H210V261H211ZM195 262H196V261H195ZM209 263H210V262H209ZM212 263H213V262H212ZM214 264H215V263H214Z\"/></svg>",
  "mask_w": 264,
  "mask_h": 264
}]
</instances>
